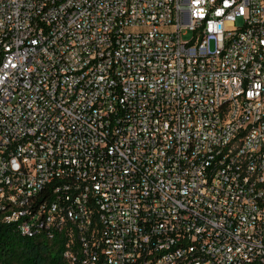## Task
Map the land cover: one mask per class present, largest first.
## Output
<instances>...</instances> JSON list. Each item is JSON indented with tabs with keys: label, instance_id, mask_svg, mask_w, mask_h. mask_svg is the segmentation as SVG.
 Instances as JSON below:
<instances>
[{
	"label": "built area",
	"instance_id": "built-area-1",
	"mask_svg": "<svg viewBox=\"0 0 264 264\" xmlns=\"http://www.w3.org/2000/svg\"><path fill=\"white\" fill-rule=\"evenodd\" d=\"M0 223L69 264H264V0H0Z\"/></svg>",
	"mask_w": 264,
	"mask_h": 264
},
{
	"label": "trees",
	"instance_id": "trees-1",
	"mask_svg": "<svg viewBox=\"0 0 264 264\" xmlns=\"http://www.w3.org/2000/svg\"><path fill=\"white\" fill-rule=\"evenodd\" d=\"M64 238L24 236L15 223H0V264H69Z\"/></svg>",
	"mask_w": 264,
	"mask_h": 264
},
{
	"label": "rangeland",
	"instance_id": "rangeland-1",
	"mask_svg": "<svg viewBox=\"0 0 264 264\" xmlns=\"http://www.w3.org/2000/svg\"><path fill=\"white\" fill-rule=\"evenodd\" d=\"M240 24H241V22L239 21V25L238 26H240ZM191 35H192L191 33H189L188 35H184L183 36L184 41H189L190 38H191ZM211 47L214 48V44L213 43H212Z\"/></svg>",
	"mask_w": 264,
	"mask_h": 264
}]
</instances>
